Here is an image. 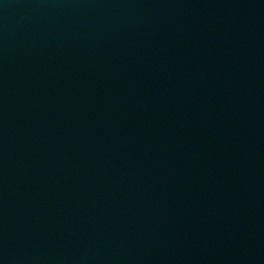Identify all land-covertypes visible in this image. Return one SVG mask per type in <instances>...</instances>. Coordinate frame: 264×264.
Instances as JSON below:
<instances>
[{
  "label": "water",
  "instance_id": "1",
  "mask_svg": "<svg viewBox=\"0 0 264 264\" xmlns=\"http://www.w3.org/2000/svg\"><path fill=\"white\" fill-rule=\"evenodd\" d=\"M0 264H264V0H0Z\"/></svg>",
  "mask_w": 264,
  "mask_h": 264
}]
</instances>
